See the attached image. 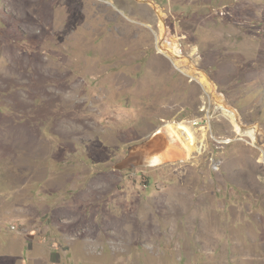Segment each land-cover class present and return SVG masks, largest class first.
I'll list each match as a JSON object with an SVG mask.
<instances>
[{"label": "rangeland", "instance_id": "374dc122", "mask_svg": "<svg viewBox=\"0 0 264 264\" xmlns=\"http://www.w3.org/2000/svg\"><path fill=\"white\" fill-rule=\"evenodd\" d=\"M0 264H264V0H0Z\"/></svg>", "mask_w": 264, "mask_h": 264}, {"label": "bare ground", "instance_id": "6f19581e", "mask_svg": "<svg viewBox=\"0 0 264 264\" xmlns=\"http://www.w3.org/2000/svg\"><path fill=\"white\" fill-rule=\"evenodd\" d=\"M158 43H159L158 50L161 54H164L167 57L173 59L174 65L183 74L188 76L193 81H196L197 83H199L200 86L203 87V89L205 90L207 95H209L210 98L214 99L216 101V103L217 102L219 103V105L223 109V111L231 114L232 116L236 115V113L231 111V109L228 107V105L224 102V99L221 96H219L218 92L216 91L215 85L212 82H210L204 76L203 73H200L196 69V67L192 63H190L186 58H184L182 55H178L177 57L175 56L178 45L174 40H170V38L166 37V29L163 26L161 28V35H160V39H159ZM168 130H169V134L171 136L176 137L178 139V141H180L184 145V147L186 148V150L188 152V155H192L195 151H198L196 131L193 130V128H191L190 126H187L186 124H170V125H168ZM129 223H130V221H129ZM147 225L148 224L146 223V226ZM146 230H148V229L146 228ZM126 231H128V230H126ZM133 232H135V231H132V233ZM88 236H90V235H88ZM93 244H95V243H93Z\"/></svg>", "mask_w": 264, "mask_h": 264}, {"label": "water", "instance_id": "95a60500", "mask_svg": "<svg viewBox=\"0 0 264 264\" xmlns=\"http://www.w3.org/2000/svg\"><path fill=\"white\" fill-rule=\"evenodd\" d=\"M161 134L162 133L160 132L156 135L155 138L157 139H155V142L133 148L130 152V155L115 165L113 170L125 171L131 169L135 165H142L143 161H146V159L152 157L155 152L159 151L163 147V136Z\"/></svg>", "mask_w": 264, "mask_h": 264}, {"label": "built area", "instance_id": "2783aa9c", "mask_svg": "<svg viewBox=\"0 0 264 264\" xmlns=\"http://www.w3.org/2000/svg\"><path fill=\"white\" fill-rule=\"evenodd\" d=\"M208 123V121H204V123H199V125H201V124H207ZM198 124H195V126H197Z\"/></svg>", "mask_w": 264, "mask_h": 264}]
</instances>
